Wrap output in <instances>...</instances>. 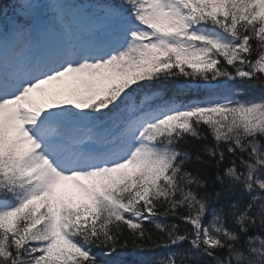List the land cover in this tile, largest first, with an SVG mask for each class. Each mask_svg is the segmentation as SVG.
<instances>
[{
  "label": "snow or ice",
  "instance_id": "snow-or-ice-1",
  "mask_svg": "<svg viewBox=\"0 0 264 264\" xmlns=\"http://www.w3.org/2000/svg\"><path fill=\"white\" fill-rule=\"evenodd\" d=\"M0 264H264V0H0Z\"/></svg>",
  "mask_w": 264,
  "mask_h": 264
},
{
  "label": "trees",
  "instance_id": "trees-1",
  "mask_svg": "<svg viewBox=\"0 0 264 264\" xmlns=\"http://www.w3.org/2000/svg\"><path fill=\"white\" fill-rule=\"evenodd\" d=\"M162 254H163L162 251H158L156 253L150 254V256H151V258L156 259Z\"/></svg>",
  "mask_w": 264,
  "mask_h": 264
}]
</instances>
